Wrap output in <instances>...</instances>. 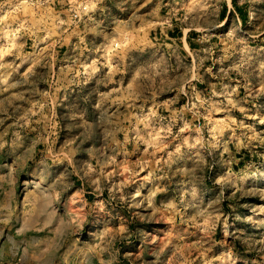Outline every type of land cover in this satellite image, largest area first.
Returning <instances> with one entry per match:
<instances>
[{
	"label": "rangeland",
	"instance_id": "1",
	"mask_svg": "<svg viewBox=\"0 0 264 264\" xmlns=\"http://www.w3.org/2000/svg\"><path fill=\"white\" fill-rule=\"evenodd\" d=\"M39 261L264 264V0H0V264Z\"/></svg>",
	"mask_w": 264,
	"mask_h": 264
},
{
	"label": "crops",
	"instance_id": "2",
	"mask_svg": "<svg viewBox=\"0 0 264 264\" xmlns=\"http://www.w3.org/2000/svg\"><path fill=\"white\" fill-rule=\"evenodd\" d=\"M229 10V9H228ZM226 17H224V19H225ZM177 75H180V76H182L181 78H183V77H187V75L185 74V76H184V74H176V75H172V77H173V79H176L178 76ZM34 264H42V262L41 261H39V262H37V263H34Z\"/></svg>",
	"mask_w": 264,
	"mask_h": 264
},
{
	"label": "built area",
	"instance_id": "3",
	"mask_svg": "<svg viewBox=\"0 0 264 264\" xmlns=\"http://www.w3.org/2000/svg\"><path fill=\"white\" fill-rule=\"evenodd\" d=\"M77 13V12H76ZM75 15H77V14H75Z\"/></svg>",
	"mask_w": 264,
	"mask_h": 264
}]
</instances>
